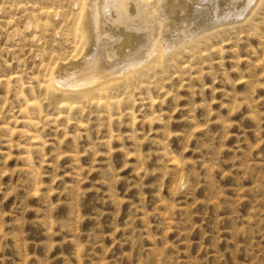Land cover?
I'll return each mask as SVG.
<instances>
[{
	"label": "rangeland",
	"instance_id": "374dc122",
	"mask_svg": "<svg viewBox=\"0 0 264 264\" xmlns=\"http://www.w3.org/2000/svg\"><path fill=\"white\" fill-rule=\"evenodd\" d=\"M15 1L0 0V264H264V0L113 94L111 116L57 114L42 88L74 1Z\"/></svg>",
	"mask_w": 264,
	"mask_h": 264
},
{
	"label": "bare ground",
	"instance_id": "6f19581e",
	"mask_svg": "<svg viewBox=\"0 0 264 264\" xmlns=\"http://www.w3.org/2000/svg\"><path fill=\"white\" fill-rule=\"evenodd\" d=\"M73 1L76 13L71 25L68 52L61 53L58 58L54 57L44 75L42 88L45 97L54 98L57 114L66 113L65 110L84 103L98 108L97 112L101 108L109 116L114 105L116 110H120L117 106L120 97L113 94L124 90L122 95L130 98V90L143 84L142 78L157 81V76L168 60L175 62L181 52L188 53V49L206 39L214 27L235 24L241 27L249 24L253 20L254 11L263 2ZM195 54L201 52L190 56ZM27 107L40 113L35 103L27 102ZM80 111L82 114L83 111ZM30 138L38 139L36 136Z\"/></svg>",
	"mask_w": 264,
	"mask_h": 264
}]
</instances>
